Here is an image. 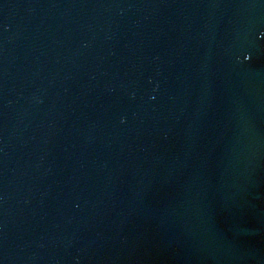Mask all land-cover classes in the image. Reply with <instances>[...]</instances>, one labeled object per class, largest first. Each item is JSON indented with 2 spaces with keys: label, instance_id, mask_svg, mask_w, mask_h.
I'll return each instance as SVG.
<instances>
[{
  "label": "water",
  "instance_id": "1",
  "mask_svg": "<svg viewBox=\"0 0 264 264\" xmlns=\"http://www.w3.org/2000/svg\"><path fill=\"white\" fill-rule=\"evenodd\" d=\"M0 264H264V0H0Z\"/></svg>",
  "mask_w": 264,
  "mask_h": 264
}]
</instances>
